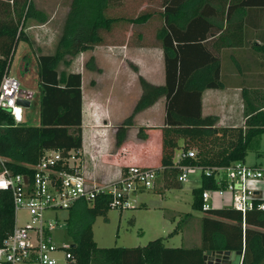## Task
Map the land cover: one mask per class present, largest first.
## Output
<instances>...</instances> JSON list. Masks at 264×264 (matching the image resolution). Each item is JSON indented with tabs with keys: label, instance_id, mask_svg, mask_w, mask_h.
Here are the masks:
<instances>
[{
	"label": "trees",
	"instance_id": "1",
	"mask_svg": "<svg viewBox=\"0 0 264 264\" xmlns=\"http://www.w3.org/2000/svg\"><path fill=\"white\" fill-rule=\"evenodd\" d=\"M119 0H70L57 37L54 51L38 54L36 81L39 93L37 124L15 123L7 111L0 109V169L29 174L44 150H79L81 146V76L79 72L58 70L80 52L101 42V30L108 31L115 21L140 25L152 15L143 12L133 17L111 16L109 11ZM160 0L158 15L161 24L154 33L159 43L164 80L153 84L137 76L140 94L131 113L115 127L114 146L125 138L132 116L163 101L158 167L164 185H176L178 166L188 164L202 168L226 167L243 161L248 143L264 132V112H255L244 126H216L215 115H202L200 96L204 89L221 88L219 59L208 45L207 38L218 33L212 18L219 17L222 7L264 6V0ZM28 18L43 22L42 11L31 0H0V77L8 69L18 41H27L23 30ZM220 38V32L216 39ZM232 41H230L231 43ZM233 43V42H232ZM92 69V57L88 59ZM86 63V64H87ZM26 103V101H23ZM263 107V106H262ZM136 137L147 134L138 127ZM193 148V158L173 161L174 150ZM138 166L148 168L137 164ZM215 171L209 176L200 172V183L191 190V208L202 212L199 219V245L192 247L164 246L157 237L144 245L97 246L92 239L91 222L108 209L107 199L97 198L91 204L80 203L70 208L67 233L72 238L68 264H203L205 250H241L240 264H261L264 259V211L256 208L262 201L253 200V207L241 214L230 205L202 211L201 192L217 188ZM13 224L10 192L0 190V241ZM177 229H173L176 232Z\"/></svg>",
	"mask_w": 264,
	"mask_h": 264
},
{
	"label": "crops",
	"instance_id": "2",
	"mask_svg": "<svg viewBox=\"0 0 264 264\" xmlns=\"http://www.w3.org/2000/svg\"><path fill=\"white\" fill-rule=\"evenodd\" d=\"M238 2L239 0L233 4H238ZM212 20L219 26V30L218 33L207 38V43L214 46L213 52L219 59V76L222 87L208 88L201 92V114L215 115L217 118L216 126L243 127L244 121L249 115L260 111L264 112V6L236 5L231 6L228 12L224 6L219 17L212 18ZM118 22L122 21L113 22L108 30L109 50L123 47L124 51H136V53L138 52L137 55H140L143 50L148 49L144 43L146 35L142 32L129 33L128 36L126 31L118 35L113 34V25L115 26ZM219 32L220 38L216 39ZM129 39L131 45H128L131 48L124 44L121 45L123 40L127 44L126 41ZM153 41L155 42L153 47L157 49L156 53L161 66L158 78L153 81L144 75H139L150 83L162 84L164 72L161 49L154 38ZM91 50V55L99 61L100 51H104L103 39L86 51ZM86 51L78 53L76 59L83 58ZM110 51L109 66L111 67L109 71L115 73L119 67L114 65L115 57H112V50ZM124 53L126 58L130 59V53ZM120 67L126 69L123 66ZM100 68V66L97 67L95 73L100 74ZM78 71L68 70L67 72ZM124 71L129 75L127 80L108 82L98 80L94 81L88 88H82L80 83L81 146L78 150L77 165L84 180L88 183L115 180L123 170L122 167L129 164H137L151 169L158 167L160 156L159 128L163 119V101L161 98L132 116L131 124L127 126L125 132V138L117 147L114 146L115 127L131 113L134 102L140 94L138 84L136 85V92L133 93L134 90L131 89L133 72L131 70ZM138 127H143L147 134L144 140H139L136 137ZM172 159L174 162L176 161V159ZM190 170L194 178L193 182L199 184L200 172L198 173L199 178H197L198 174L195 171L198 170ZM246 185L255 192L256 198L264 199V181L261 179L253 180ZM132 195L134 196L135 193ZM209 202L211 208L229 206L231 197L228 192H224L221 197L213 195ZM79 205L80 203L76 202L70 208ZM70 208L65 210V220ZM200 217L201 215L196 220L198 230ZM195 240L196 243L193 246H198L199 234ZM261 264H264V259Z\"/></svg>",
	"mask_w": 264,
	"mask_h": 264
},
{
	"label": "rangeland",
	"instance_id": "3",
	"mask_svg": "<svg viewBox=\"0 0 264 264\" xmlns=\"http://www.w3.org/2000/svg\"><path fill=\"white\" fill-rule=\"evenodd\" d=\"M36 10L42 11L46 19L43 22L28 18L24 21L23 30L27 41H18L15 46L12 58L8 66V74L18 81L20 92L29 93L26 100L27 106L22 108V122L37 124L38 117V89L36 81V60L38 54H49L54 51L57 37L63 24L70 0H31ZM160 0H119L109 11L111 16L133 17L143 12H150L152 15L142 25H131L126 21L113 25V34L116 35L126 31L129 33L142 32L146 35L145 44L148 49L143 50L140 55L136 51L123 50V47L111 48L112 57H115L114 65L119 68L114 73L109 71L110 67V43L108 31L101 30L104 51L101 52L100 60L94 59L91 51H86L83 58L76 59L65 56L69 63H59L58 70L80 71L82 88L91 87L94 81L108 82L114 80L128 79L126 70L133 72L132 88L136 92L138 84L137 75L141 74L153 81H156L161 69L159 57L156 53L153 36L157 27L161 24L158 15ZM121 45L131 48L129 39ZM129 44V45H128ZM103 48V47H102ZM119 49V50H118ZM128 52L129 58L125 53ZM92 57L93 68H88L89 57ZM159 61V62H158ZM87 63V64H86ZM100 74L95 73L97 67ZM120 66H123L121 69ZM79 68V69H77ZM136 68V69H135ZM76 69V70H73ZM78 71V72H79ZM121 86V85H119ZM112 139V138H111ZM179 149L174 150L173 158L177 159ZM246 165L259 167L263 171L261 181H264V132L259 133L248 143L245 156L242 161ZM197 174L199 169H195ZM152 188L137 191L135 195L129 196L130 207L126 209L108 208L104 214L96 215L91 222L92 239L97 246H127L144 245L147 241L161 237L164 246H193L196 243L195 237L199 230L196 226L197 218L202 212L191 208V190L199 184L193 182L191 170L187 179L176 185H164L160 171ZM195 175V174H194ZM199 178V174L197 176ZM260 183V182H259ZM261 184V183H260ZM227 194V193H226ZM17 222L21 223L26 214L19 210ZM65 211H56V225L51 232L53 242L60 244L68 242L72 244V238L67 233V220ZM173 229H177L173 232ZM62 249L56 250L53 256L55 264H68L63 258Z\"/></svg>",
	"mask_w": 264,
	"mask_h": 264
},
{
	"label": "built area",
	"instance_id": "4",
	"mask_svg": "<svg viewBox=\"0 0 264 264\" xmlns=\"http://www.w3.org/2000/svg\"><path fill=\"white\" fill-rule=\"evenodd\" d=\"M29 93H21L18 81L5 70L0 77V109L7 111L15 123L22 121V105L18 99H27ZM194 149H179L175 163L182 158H193ZM78 150L62 152L47 149L38 161L29 167L30 173H12L2 166L0 169V190L10 192L13 208V224L0 241V264H55L53 253L62 249L63 258L73 261L69 251L71 243L55 244L51 232L56 225V211L68 210L76 202L88 205L97 198L107 199L108 208L126 209L130 207L129 196L142 189L152 188L157 176L156 170L129 166L121 170L119 177L108 182L88 183L77 165ZM177 181L183 182L190 169H199L205 176L212 171L217 175V188L201 192L202 211L211 208L213 195L221 197L228 192L230 206L243 214L253 207L254 191L246 184L263 177L257 166H249L241 161L226 167L202 168L181 164L178 166ZM256 208L264 211V199ZM26 216L17 222V212Z\"/></svg>",
	"mask_w": 264,
	"mask_h": 264
},
{
	"label": "water",
	"instance_id": "5",
	"mask_svg": "<svg viewBox=\"0 0 264 264\" xmlns=\"http://www.w3.org/2000/svg\"><path fill=\"white\" fill-rule=\"evenodd\" d=\"M23 101L26 100L18 99L19 104L27 106ZM241 254V250H205L202 259L203 264H240Z\"/></svg>",
	"mask_w": 264,
	"mask_h": 264
}]
</instances>
